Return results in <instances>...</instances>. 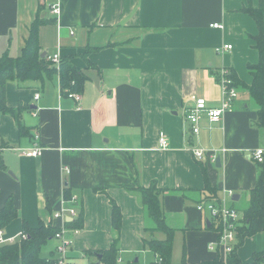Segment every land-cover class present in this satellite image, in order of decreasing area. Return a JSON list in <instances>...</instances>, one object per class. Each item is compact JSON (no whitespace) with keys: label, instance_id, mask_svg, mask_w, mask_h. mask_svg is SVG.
I'll return each instance as SVG.
<instances>
[{"label":"crops","instance_id":"crops-1","mask_svg":"<svg viewBox=\"0 0 264 264\" xmlns=\"http://www.w3.org/2000/svg\"><path fill=\"white\" fill-rule=\"evenodd\" d=\"M261 2L0 0V56L21 57L32 24L50 21L40 28L42 52L60 53L84 82L80 102L62 93L59 71L39 82L6 85V104L19 115L0 111V211L12 198L18 214L4 229L6 236H19L23 222L33 228L63 226L54 214L70 209L67 199L75 198L84 223L74 236L70 263L98 264L87 252L112 245L111 198L122 214L120 262L149 264L157 258L144 240L151 238L147 229L154 222L132 190L155 183L162 189L166 222L176 230L174 243L178 235L184 239L179 264L184 251L192 264L212 260L209 246L217 235L209 230L207 214L197 210L209 197L205 174L217 188V202L241 214L257 184L260 170L251 154L264 149V129L255 124L259 107L245 90L219 122L204 117L198 133L186 113L197 98L210 108L221 106L224 68L253 84L249 65L260 61L259 27L245 9H258ZM216 23L223 29L211 27ZM229 45L231 51L217 52ZM161 132L170 143L164 151L159 150ZM35 145L43 148L40 157L24 154ZM191 149L205 150V158L197 160ZM212 154L221 158V168L210 160ZM154 236L165 239L164 233ZM261 252L264 232L238 250L245 264ZM175 254L174 245L173 264Z\"/></svg>","mask_w":264,"mask_h":264},{"label":"trees","instance_id":"trees-1","mask_svg":"<svg viewBox=\"0 0 264 264\" xmlns=\"http://www.w3.org/2000/svg\"><path fill=\"white\" fill-rule=\"evenodd\" d=\"M245 11L256 21L259 27L256 48L260 53V61L256 65H249V72L253 77V84L251 86L243 83L235 72H231V78L239 92L243 90L248 92L258 105V119L255 124L259 128L264 129V0H262L258 9L249 7ZM49 23L50 21L37 19L32 24L29 31L30 36L26 41V46L23 48L21 57L15 59L9 54L0 56V111L2 113L11 114L17 119L19 116L16 114V110L9 108L6 104V85L9 82H39L44 80L46 76L57 74V69L47 59L48 55L42 58L43 52L39 42L40 28ZM59 74L63 94L67 96L69 94H81L84 82L82 76L74 66L67 62H62ZM20 132L22 135L26 133L22 126H20ZM256 163L260 170L259 176L255 188L250 192L248 207L241 210L242 218L238 227L237 245L234 251L224 259L221 248L218 247L212 260L202 261L198 264H245L239 257V248L243 246L247 238L264 232V162ZM0 166L4 168L1 161ZM205 179L204 190L209 193V197L205 201H218L217 188L211 186L206 174ZM132 191L138 194L141 204L147 209L149 217L154 222V227L147 229V232L152 233L151 238L144 240L145 249L151 251L157 258L149 264H173L172 258L176 230L169 227L166 222L159 197L162 189L153 183L148 188L138 186ZM67 200L71 201L69 198ZM110 204L112 206L114 233L112 245L106 251H90L87 253L101 256V258L98 257V264H123L119 262L122 214L120 207L114 199L110 198ZM17 218L18 214L13 199L9 198L5 207L0 211V229H5ZM83 223V214L80 211L72 222L66 221L65 225L67 229L80 231L83 228ZM61 227H56L52 223L48 226L41 223L38 227L33 228L27 222H23L22 231L27 235V238L14 244L0 246V264H56L58 257L57 249L50 252L47 257H42L41 252L44 246L56 239V235L62 229ZM209 230L217 235L216 242H218L220 239V227L217 223L212 222ZM157 232L164 233L165 239L156 238L154 235ZM127 264L140 263L132 262ZM180 264H192L187 259L186 251H184ZM249 264H264V252L256 253L253 262Z\"/></svg>","mask_w":264,"mask_h":264},{"label":"built area","instance_id":"built-area-1","mask_svg":"<svg viewBox=\"0 0 264 264\" xmlns=\"http://www.w3.org/2000/svg\"><path fill=\"white\" fill-rule=\"evenodd\" d=\"M53 12L55 14H59V6H54ZM211 27L215 29H223V25L217 23L212 24ZM231 50L232 46L229 45L219 48L217 52L224 53ZM47 59L53 64L57 71H60L62 62L60 53L48 55ZM219 84L222 97L221 106L219 108H210L207 105L206 99L197 98L194 106L187 111L186 121L192 125L194 133L199 132V122L204 117H207L212 123L219 122L227 112H231L233 110L234 103L239 98V90L234 85V81L231 78V71L229 69L224 68L220 70ZM39 97V95L35 96L36 99H39ZM69 97L73 98L77 102L81 101L80 94H69ZM169 145L170 143L167 135L164 132H161L159 134V150H167ZM223 151L225 152L226 150ZM191 152L199 161H202L206 156V151L202 149H191ZM42 153L43 148L39 145H35L32 149L24 151L25 155L34 158L40 157ZM251 157L254 161L263 163L264 149H257L251 154ZM210 160L213 163H216L217 156L212 154L210 156ZM228 193V195L233 198V192L230 191ZM62 203L66 204L65 201ZM70 204L72 205L70 209L61 208L54 214V219H60L64 223L61 227V231L56 235V240L59 242L57 247L58 257L56 264H71L69 260V253L74 246V236L79 233V230H72L71 234H69L70 232L65 225L67 219L74 220V218L78 216L77 210L73 206L76 204V199L73 198L70 201ZM197 210L201 213H206L210 221L216 222L220 227V239L218 242L210 244L209 249L215 252L218 247L221 248L226 259L230 254H232L237 245V233L242 218L241 214L232 206H227L225 204H221L220 202L218 203L217 201H205L199 203L197 204ZM26 238L27 235L23 232L16 237H7L4 229H0V246L14 244L16 242H20L21 240H25Z\"/></svg>","mask_w":264,"mask_h":264},{"label":"rangeland","instance_id":"rangeland-1","mask_svg":"<svg viewBox=\"0 0 264 264\" xmlns=\"http://www.w3.org/2000/svg\"><path fill=\"white\" fill-rule=\"evenodd\" d=\"M240 93V92H239ZM242 93V92H241ZM181 239V240H180ZM58 240L54 239L53 241L49 242L46 246H44L42 248V252H41V256L42 257H47L49 256L50 254V251L53 249V247L55 246L56 242ZM174 242H175V239H174ZM175 245V251H176V254L174 255V262L176 264H179L180 262V258L182 257V253H183V245H184V239L182 238V236H179L178 235V241L176 243H174ZM222 251V250H221ZM213 252V251H212ZM215 253V252H214ZM222 254L224 255L223 251H222ZM151 258H153L151 256ZM150 259V257L148 258ZM153 259H150L148 262H145V263H150ZM144 263V260L142 259L140 261V264H143Z\"/></svg>","mask_w":264,"mask_h":264},{"label":"water","instance_id":"water-1","mask_svg":"<svg viewBox=\"0 0 264 264\" xmlns=\"http://www.w3.org/2000/svg\"><path fill=\"white\" fill-rule=\"evenodd\" d=\"M45 57H46V54L43 53V54H42V58H45ZM215 164H216V166H217L218 168H221V158H220V157L217 158ZM237 197H238V196H235V195H234V196H233V201L236 202V201H237ZM97 257L101 258V256H97Z\"/></svg>","mask_w":264,"mask_h":264}]
</instances>
